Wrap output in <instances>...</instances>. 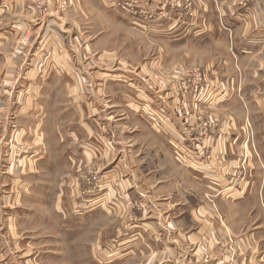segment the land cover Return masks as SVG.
<instances>
[{"label":"crops","instance_id":"0c3cea01","mask_svg":"<svg viewBox=\"0 0 264 264\" xmlns=\"http://www.w3.org/2000/svg\"><path fill=\"white\" fill-rule=\"evenodd\" d=\"M118 1L0 0V264H264V0H142L143 22ZM226 26L259 85L225 38L214 56ZM191 65L204 137L179 86Z\"/></svg>","mask_w":264,"mask_h":264},{"label":"rangeland","instance_id":"374dc122","mask_svg":"<svg viewBox=\"0 0 264 264\" xmlns=\"http://www.w3.org/2000/svg\"><path fill=\"white\" fill-rule=\"evenodd\" d=\"M31 1H32V5L34 6V11L35 12H37L38 14H42V15L46 13V8H47L46 7V5H47L46 0H31ZM59 1L60 0H51V5H52L53 9L54 10H57L58 9L59 12H63L64 10H66V8L68 7V5L70 6V4H71V0H64V7L63 8H59L58 7ZM118 7L121 8L120 6H118ZM146 7H147V5L142 6V0H139L138 3H137V6H136V8H138V9L139 8L140 9L141 8H146ZM152 8L153 7H150L149 6V11H151ZM11 13H12V10L10 11L7 8L5 9L4 19L6 21L12 16ZM127 13L131 17V19L137 20L138 22L147 21L148 19H151V18L154 17V16L151 15L150 17L144 18L143 15H141V12L140 11H138V13L136 15L130 14L129 12H127ZM7 22H10V21H7ZM231 29L232 28L226 26L225 29H223L224 30L223 31L224 33L222 32V34H221L220 31H213L212 32L213 33V37H214L213 38L214 39V41H213V49H214L213 50V54H214V56L221 54V47H220V45L216 46V43L217 44H220L221 39L222 38H225L227 40V43H228V46H227L228 55L231 56L233 59H236L240 64H241V62L243 60L242 65H243V67L246 68V69H244V71L246 70V72H247V74H246L247 77L245 79L246 86L247 87L255 86V83L257 85H259L257 82H262V80L259 81V78H256V79H253L252 78V76H253L252 74H253L254 69L252 67L253 65L250 62H252V60H253V55H247L245 53H241V50L243 48H245V47H242V45H245V44H243V43L240 44L239 43V45L241 46V48L235 46L237 44L236 43V37H234V34L232 33V30ZM26 38L27 39L23 38V40H27L28 41V37L27 36H26ZM21 39H22V37H21ZM21 39H20V41H22ZM23 43H24V45L20 44V47H18L19 48V52H20L19 55H24V57L26 58V59L24 58L25 61L23 62L22 69L23 70H28L31 67V65H32V63H31V58H32L31 54L33 53L34 50L32 48H30L29 43L26 44L25 41H23ZM209 49L210 48L207 47V50H209ZM6 50H7L6 52H9L7 48H6ZM40 50H44L43 45L37 50V52L38 51L40 52ZM21 51H22V53H21ZM202 51L204 52L205 51V48H202ZM192 52H193L192 53V55H193L192 57L194 59V58H196V55H198V52H201V50L200 49H193ZM203 52H202V54H203ZM151 53H153V52H151ZM182 53H183V51H182ZM247 56H249V57H247ZM8 60H9L8 58H3L2 59L0 57V70L1 69L2 70L4 69V73H5V76L4 77L6 78V82L8 80L7 79L8 78L7 76L9 74H12L10 72V69L7 67L8 66ZM15 63L16 64H19V62H16V61H15ZM250 67H252V69ZM254 67H256V64H254ZM189 70H197V71H200L202 73V71L200 70V68L194 67L192 65L189 66V67H187L184 70L183 73H186ZM248 71L250 73H252V74L251 75L248 74ZM170 75L171 74H169V75L164 74V79H165L166 85H167V79L169 80L168 77H170V80H171V76ZM0 77H2V75H0ZM0 83H1V79H0ZM177 89H178V87H177ZM246 97H247V99H249L248 97L251 98V96L249 94H244V95L241 94V98H243V99L246 100ZM260 97H261V101H264V94H263V96L261 95ZM197 99H199L198 107L196 109H192L191 115H193V113H195V115H193L192 118H194L195 120L199 121L198 122V125H199L203 120H206L205 119L206 115L207 116L209 115L208 112H207L208 109H206V107H204V106H207L208 103H209L208 102L209 95H208V92L206 90H204L203 87H202V89H201V91H200ZM251 101L254 102L255 100H253V98H252ZM261 116H264V113H261ZM214 127L216 128V125H214ZM200 131H202V129H200ZM201 134H202V136H199V137H204L203 133H201ZM90 173H95V172H87V173H84V174H81L80 175V181L81 182H84L89 187V189L86 188V190H85L87 192H90L93 188L97 187L98 184L100 183L99 176H98V184L93 185V183H87V182H85L82 176L88 175ZM108 245H110V242H108ZM111 260H112L111 256H108V254H106L105 257H104V259L102 261H103V263H107V262H110Z\"/></svg>","mask_w":264,"mask_h":264},{"label":"built area","instance_id":"2783aa9c","mask_svg":"<svg viewBox=\"0 0 264 264\" xmlns=\"http://www.w3.org/2000/svg\"><path fill=\"white\" fill-rule=\"evenodd\" d=\"M139 0H120L116 2L118 6H120L122 9H124L126 12H129L130 14L136 15L138 11L141 12V15H143L144 18L150 17L152 15L151 11L147 8H136L137 3ZM59 8L64 7V0H60L58 3ZM203 83V75L200 73V71L197 70H189L186 73H183L181 80L179 82V86L182 91L186 92L189 94V96L192 98L194 97L195 100H192L191 102V109H196L198 107V102L199 99H197L198 94L201 91V86ZM210 125L209 120H203L199 125H198V131L205 134V130L208 128ZM244 172V167L239 166V170L236 172V176H240L242 178ZM84 181L87 183H93V185L98 184V175L95 173H90L88 175L82 176Z\"/></svg>","mask_w":264,"mask_h":264},{"label":"bare ground","instance_id":"6f19581e","mask_svg":"<svg viewBox=\"0 0 264 264\" xmlns=\"http://www.w3.org/2000/svg\"><path fill=\"white\" fill-rule=\"evenodd\" d=\"M51 165V164H50Z\"/></svg>","mask_w":264,"mask_h":264}]
</instances>
